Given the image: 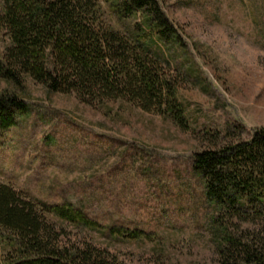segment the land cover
I'll list each match as a JSON object with an SVG mask.
<instances>
[{
	"label": "rangeland",
	"instance_id": "rangeland-1",
	"mask_svg": "<svg viewBox=\"0 0 264 264\" xmlns=\"http://www.w3.org/2000/svg\"><path fill=\"white\" fill-rule=\"evenodd\" d=\"M99 1L109 11L112 0ZM122 3V20L110 18L121 34L156 39L148 59L160 72V108L129 96L87 102L19 73L9 82L11 42L0 25V100L24 103L12 125L0 123V183L34 205L52 243L91 245L116 264H222L240 260L239 248L264 250L260 204L242 194L218 206L193 170L197 153L264 129V0ZM154 7L167 28L148 20ZM45 206L81 211L92 224ZM8 238L0 230V264L20 260Z\"/></svg>",
	"mask_w": 264,
	"mask_h": 264
},
{
	"label": "trees",
	"instance_id": "trees-1",
	"mask_svg": "<svg viewBox=\"0 0 264 264\" xmlns=\"http://www.w3.org/2000/svg\"><path fill=\"white\" fill-rule=\"evenodd\" d=\"M144 1L147 0H136L139 6ZM2 3L0 25L7 29L11 42L4 53L10 68L3 70L9 82H18L19 74L26 75L51 91L76 93L87 102H91L90 96L107 99L129 96L143 108L151 109L155 104L160 108V72L148 59L156 39H144L137 30L130 35L121 34L112 21L117 16L120 22L125 14L122 0H112L109 11L102 8L99 0H2ZM153 10L154 18L149 15L148 20L167 28L158 10L155 7ZM169 34V39L164 32L157 36L165 42L181 44L179 35ZM22 110L23 102L16 99L7 102L2 98L0 123L12 125L8 123L9 114L13 118ZM178 121L183 124L181 119ZM193 170L204 180L207 198L218 206L234 203L242 194H249L264 211V129L255 131L248 141L197 153ZM45 207L72 225L92 224L73 208ZM0 230L9 234L7 246L19 255L15 264H116L112 257L91 245L69 248L52 243L46 238L48 226L34 205L2 183ZM237 250L242 255L240 260L222 264H264V250L250 247Z\"/></svg>",
	"mask_w": 264,
	"mask_h": 264
}]
</instances>
